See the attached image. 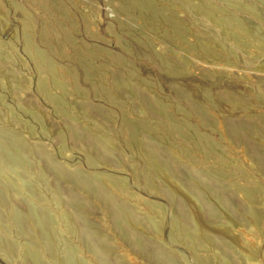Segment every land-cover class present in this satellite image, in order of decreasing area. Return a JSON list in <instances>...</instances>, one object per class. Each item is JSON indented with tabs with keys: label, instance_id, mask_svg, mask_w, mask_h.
<instances>
[{
	"label": "rangeland",
	"instance_id": "obj_1",
	"mask_svg": "<svg viewBox=\"0 0 264 264\" xmlns=\"http://www.w3.org/2000/svg\"><path fill=\"white\" fill-rule=\"evenodd\" d=\"M263 103L264 0H0V264H162L158 246L174 264H264ZM76 170L133 215L114 220ZM32 208L50 220L37 232Z\"/></svg>",
	"mask_w": 264,
	"mask_h": 264
},
{
	"label": "bare ground",
	"instance_id": "obj_2",
	"mask_svg": "<svg viewBox=\"0 0 264 264\" xmlns=\"http://www.w3.org/2000/svg\"><path fill=\"white\" fill-rule=\"evenodd\" d=\"M206 96H209V95H206ZM205 96V97H206ZM264 104V103H263ZM264 106V105H263ZM77 129V128H76ZM79 130V129H78ZM1 133V132H0ZM3 135V133L1 134V136ZM89 137V142H90V144L92 145V146H96V147H100L102 150H103V152H101V154L103 153V155H106V154H109L110 153V151H112L114 148H113V144L110 142V141H108V140H105V139H103V138H101V137H94V136H88ZM147 143V142H146ZM145 146H144V148L142 149V151H141V154H144V155H147V157L149 156V158H154L155 156H161V152H160V150L154 145V144H151L150 142H148L147 144H145V143H143ZM143 144H142V146H143ZM39 146H37V148H35L34 147V152H35V155H39V156H41L44 160H46L47 162L46 163H48L50 166L49 167H52V168H54V169H58L59 167H58V164L52 159V157H51V155L49 154V153H47V152H45L42 148H38ZM161 149V148H160ZM139 150H140V148H139ZM99 151H101V150H99ZM1 152V151H0ZM3 152V151H2ZM5 154V153H4ZM3 154V155H4ZM255 154H256V152H255ZM260 154V153H259ZM0 156H1V154H0ZM5 156V155H4ZM34 156V155H33ZM256 157H258V154L257 155H255ZM2 157V156H1ZM35 157V156H34ZM260 157H262V156H260ZM8 157H6V159H7ZM22 158V157H21ZM41 158V159H42ZM156 158V157H155ZM158 158V157H157ZM262 159V158H261ZM8 160V159H7ZM35 160V159H34ZM149 160V159H148ZM156 160V159H155ZM22 161H23V164L25 165V166H27V168H29L31 171H38L37 170V167H34V166H32V165H34V164H32V165H30V162L31 161H33V160H31L30 162H29V160H26L25 158H22ZM152 161H154V160H152ZM160 161H162V160H160ZM8 162H10V159H9V161ZM12 160H11V162L9 163V166H10V164L12 165ZM158 162H159V160H158ZM155 163V162H154ZM161 163V162H160ZM151 164V163H150ZM162 164L166 167V169H168L167 170V174H168V176L170 177V179H172L174 182H176L177 184H182V186H184L185 185V183L183 182V180L184 179H182L181 177H183L184 178V176H182L183 174H181V171H183V170H180V168H179V166H178V164H176V163H174V161H172V160H170V159H166V161L164 162V161H162ZM162 165V166H163ZM163 166V167H164ZM161 167V166H160ZM156 169V168H155ZM159 171H161V174H163L162 173V170H159ZM166 171V170H165ZM185 172V171H184ZM183 172V173H184ZM207 173V172H206ZM209 173V172H208ZM204 175H205V173H203ZM164 176H165V174H163ZM185 175V174H184ZM199 175V174H198ZM204 175H203V177H204ZM197 176V175H196ZM69 177H70V179H72L75 183H77L79 186H81V187H84V188H87V189H91V190H94L98 195H99V197H101V198H103V200L105 199V200H109L110 201V204H111V208H112V211L111 212H113V216H114V220H116V221H118V223H119V221L121 222V221H123V214H124V212L126 211V212H128L129 214H132L133 215V210H132V207L134 208L135 206H133L132 204H130L131 205V207H130V205H129V202L127 203V201H126V199L125 198H123L122 197V195L120 194V193H118V192H111V191H109V190H107V189H105V188H103L102 186H100V184H99V182L98 181H96L94 178H92V177H90V176H88L86 173H84V172H81L80 170H76V171H74V172H72L70 175H69ZM210 178H212V176H209ZM201 178H202V176H201ZM166 179H168L167 177H166ZM169 179V180H170ZM199 179H200V177H199ZM242 179V178H241ZM213 181H214V179H212ZM171 181V180H170ZM201 181H202V179H201ZM203 181L205 182V183H207V184H209L210 186H212V190H211V192H214V193H216V186H214V183L213 182H211V180H209V179H203ZM203 181H202V183H203ZM168 183V182H167ZM172 183V182H171ZM175 183V184H176ZM184 184V185H183ZM17 185V184H16ZM204 185V184H203ZM205 186V185H204ZM178 187H180V186H178ZM16 188V187H15ZM59 188V187H58ZM184 188H186L187 190V193L188 192H190L193 196L191 197V198H193V199H197L198 197H200V195L198 196V195H195L194 193L196 192L197 193V191L192 187V186H184ZM179 189H181V188H179ZM183 189V188H182ZM185 190V189H184ZM184 190H182L183 192H184ZM20 191H21V189H20ZM58 191V190H57ZM219 191V190H218ZM248 191V190H247ZM13 192V191H12ZM23 192V191H22ZM249 192V191H248ZM248 192H247V194H246V196H248ZM251 192V191H250ZM250 192H249V194H250ZM189 193V194H190ZM17 194H20L19 193V190L18 189H16V191L14 192V194H13V198H15V204L16 203H18V202H16V199H18L17 198ZM190 194V195H191ZM213 194V193H212ZM23 196V195H22ZM75 197V196H74ZM127 197V196H126ZM196 197V198H195ZM201 197H203V196H201ZM249 197V196H248ZM1 198V197H0ZM20 198V197H19ZM73 198V197H72ZM75 198H77V197H75ZM129 199V198H128ZM199 199V198H198ZM197 199V200H198ZM203 198H200V200H202ZM18 201H19V199H18ZM129 201H130V199H129ZM195 201V200H194ZM107 202V201H106ZM196 202V201H195ZM197 203V202H196ZM200 203V202H199ZM198 203V204H199ZM17 205H19V204H16V205H14V206H17ZM201 205H203L204 206V204H201ZM151 206V205H150ZM158 207H159V205H158ZM162 207V206H161ZM160 207V208H161ZM17 208V207H16ZM39 208V207H38ZM31 210V209H30ZM109 210V209H108ZM146 212H148V215H150L151 214V208L150 209H147L146 208ZM134 211H136V210H134ZM31 212V214L34 216L33 217V219H35L36 220V223H34L33 222V229L37 232L38 231V226H37V222H38V224H40V225H46V224H49L50 223V220H49V216H48V213H47V211L46 210H44V208H43V210H37V209H33L32 208V210L30 211ZM137 212V211H136ZM72 213V216L71 217H73L74 218V220L76 221V222H78V224H79V231H80V236H82L87 242H88V244H89V248H90V246H91V249H93V250H96V248L98 247V244H99V240H97L96 238H94V236H93V234H92V231H91V229H90V226H89V224L84 220V218H82V215L80 214V213H77V212H71ZM163 213V212H162ZM145 214V213H144ZM13 217L15 218V220L16 221H18L17 220V218H18V216H20L19 215V211H18V208H17V210L15 209V211L13 212ZM126 215H127V213H126ZM146 215V214H145ZM161 215V214H160ZM163 215H164V213H163ZM113 216H112V219H113ZM131 216V215H130ZM137 216H139V215H137ZM156 216V215H155ZM21 217V216H20ZM136 217V216H135ZM134 217V218H135ZM144 217V216H143ZM150 217V216H149ZM148 217V218H149ZM154 217V216H153ZM158 217V216H157ZM163 217V216H162ZM161 217V218H162ZM139 218H141L142 220H143V218L142 217H139ZM156 218V217H155ZM184 218H186V217H184ZM13 219V218H12ZM153 219V218H152ZM135 220H136V218H135ZM145 220L147 221V219L145 218ZM162 220V219H161ZM137 221H139L138 220V217H137ZM153 221H155V220H153ZM186 221V220H185ZM19 222H21V218L19 219ZM124 222V221H123ZM115 223H117V222H115ZM139 223V222H138ZM153 223H155V222H153ZM143 224H144V222H143ZM148 224H150V225H152L151 224V222L150 223H147V224H145V225H148ZM186 224V223H185ZM118 225V224H117ZM141 225V224H140ZM142 226V225H141ZM193 226V225H192ZM40 227H42V226H40ZM44 227V226H43ZM150 227V226H149ZM153 227V226H152ZM152 227H151V229H152ZM126 228V227H125ZM154 228V227H153ZM127 230H128V228H126ZM125 229V230H126ZM40 231V230H39ZM130 232V231H129ZM135 232V231H134ZM40 235V237L42 236L41 234H39ZM138 237L137 235H136V233L134 234V233H131V234H129V237ZM135 238V239H136ZM140 238V237H139ZM142 238V237H141ZM0 239H2L4 242H7V244H11V242L7 239V237L3 234V232L0 230ZM137 240V239H136ZM135 240V241H136ZM142 240V239H141ZM144 240V239H143ZM153 250H154V252H155V256L157 255V257H158V259L162 262V264H174V263H176L175 261H174V259H170L169 257H167V255H166V251H164L165 249H163V247H160V246H158V247H156V248H153ZM72 252V251H71ZM96 252H97V250H96ZM73 253V252H72ZM74 254V253H73ZM70 255V254H69ZM75 255V254H74ZM74 255H72L71 254V256H70V258H69V263H72L73 262V260H75L74 259ZM107 255V254H106ZM156 257V258H157ZM100 259L102 260V262L104 263V264H108L109 263V259L106 257V256H104V255H102V256H100ZM35 262H37V260H35ZM174 262V263H173ZM39 263V262H38Z\"/></svg>",
	"mask_w": 264,
	"mask_h": 264
}]
</instances>
